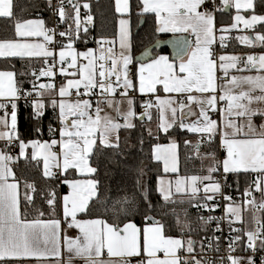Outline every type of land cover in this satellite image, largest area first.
I'll return each mask as SVG.
<instances>
[{
  "label": "snow or ice",
  "instance_id": "6c2138e0",
  "mask_svg": "<svg viewBox=\"0 0 264 264\" xmlns=\"http://www.w3.org/2000/svg\"><path fill=\"white\" fill-rule=\"evenodd\" d=\"M46 6L58 17L51 28L43 19H17L13 0H0V18L14 21V38L0 39V58L29 61L19 72L0 70V264H256V254L264 253V14H256L254 0H114L113 31L98 36L90 32L91 3L46 0ZM230 8L236 10L233 22L217 27L216 13ZM134 9L137 28L153 20L152 40L140 41L139 55ZM234 30L255 35L232 37ZM163 33L173 37L171 58L156 51ZM35 37L43 42L30 39ZM231 39L262 51L230 54ZM77 42L85 48H76ZM21 99L38 122L29 129L36 138L19 131ZM49 108L56 125L49 122L45 139L42 120ZM138 127L141 152L145 130L154 140L161 133L196 136L195 144L184 140L193 149L185 159L199 160L201 167L181 174L175 139L150 144V158L172 174L158 179L162 202L151 199L144 167L136 169L139 199H102L101 165L121 155V131ZM21 158L37 167L42 161V188L14 170ZM230 176L237 192L241 178L245 182L239 200L225 191L233 187ZM220 208L222 216L212 214ZM189 209L196 211L195 222ZM223 223L226 256L220 255ZM237 249L251 254L233 255Z\"/></svg>",
  "mask_w": 264,
  "mask_h": 264
},
{
  "label": "trees",
  "instance_id": "16d2710c",
  "mask_svg": "<svg viewBox=\"0 0 264 264\" xmlns=\"http://www.w3.org/2000/svg\"><path fill=\"white\" fill-rule=\"evenodd\" d=\"M86 2L91 3L92 5V14L94 17V27H90V32L92 36H98L101 33H104L106 35H111L114 27L115 17H114V8L112 7L114 0H99V4H97V0H83ZM133 4H135V0H131ZM256 4V14H264V7L260 5V0H255L254 2ZM14 4V13L16 15L17 19H31L36 17H42L46 22V27L51 26L52 19H51V13L50 10L46 6V0H13ZM71 11V9H69ZM81 16L84 15V11L81 9ZM232 13V8H230V12L226 13H217L216 16V22L218 25L222 24H229L230 17ZM139 19L135 15V9L133 10V16H132V24H133V33L135 36V39L137 41V47L134 49V55H138L143 48L140 45V41L144 40L145 43L152 40V37L150 35L153 25V20L149 17L147 18V22L144 24L142 28L138 30V32H135L137 27V23L139 22ZM71 23V21H69ZM14 21L8 20L6 18H0V39L4 38H14V28H13ZM65 25H62L60 28L63 30ZM257 30H260V26H257ZM149 34L148 40H145V35ZM170 35L166 34H159V39H165L169 38ZM76 46L80 49L85 48V45L77 42ZM95 46L92 43H89L87 45ZM230 46V44H229ZM258 51H262L261 48H256ZM159 53H169V48L164 47L160 50H156ZM29 61L27 58H25L23 61H21L20 58H5L0 59V70H12L19 72L22 70V64H27ZM34 68H39L40 64L36 60V58H33L31 61ZM12 65H15V68L12 67ZM18 79H31V77H18ZM25 88L31 87L30 84L25 83ZM32 109L30 106L21 105L18 104V128L19 131L24 134L25 138H36L35 135H30L29 129H34L37 125V121L33 120L31 118ZM155 118V117H154ZM153 118V121L150 123V126L155 129V119ZM55 126L56 120L54 118V114L51 110V108L47 109L46 115L43 117L42 124L44 127V138L47 139V126L49 122ZM138 123V122H137ZM145 124H148V121H145ZM140 134L139 127L135 130H130L129 132L121 131V155L115 156L112 159H104L103 164L100 168V177L102 179V192H101V198H109L112 201H115L117 199H121L125 196L131 198L135 196L137 199L140 197V191L136 187V179H137V171L139 167H144L146 175L143 177L144 183L148 186L150 190V197L153 200V202H157L158 200L162 202V199L159 197V193L156 191L157 188V180L158 177L163 175L162 166L160 161H155L150 158V144L154 143H161L166 142L170 140L171 138H175L179 143V158H180V170L181 173H192V172H198L201 164L199 160H186V156L193 155V149L190 147H185L184 140L188 139L191 140L194 135L186 134L185 132H177L174 133L171 137L165 138L164 134H160L159 140L151 139L147 136V132L145 130L144 137H145V146L144 151L141 152L138 145H137V137ZM128 136V140L125 143L124 137ZM194 144V143H193ZM201 151H204V148L201 149ZM112 153L109 151L108 156H111ZM93 166H95V163H93ZM14 170L17 171V174L19 175L21 172L25 174V176L29 180H34L37 184L38 188H42L45 185V181L42 178V168L43 164L42 161L39 165V167L36 166V162L26 163L24 158H21L18 161L17 165H13ZM229 184H232V188L225 189V191H235V184L233 181V178L230 176L229 178ZM245 182L243 178H241L240 181V189L241 192L243 188L245 187ZM66 191V188H61L60 193ZM238 192V193H241ZM39 205V201H38ZM171 207V206H170ZM184 207H187L186 205ZM176 211L178 213H181L182 215V207L176 206ZM190 213V219H192L195 222L196 218V211L195 209H189ZM207 215L205 212L204 215ZM168 219L171 221L172 217H168ZM135 222L137 225H140L141 221L139 216L135 218ZM238 227L240 225H237ZM212 228V225H211ZM210 234V232H209ZM226 235H223V240L227 237ZM199 238V237H197ZM243 254L247 252H243L240 249H237L235 254Z\"/></svg>",
  "mask_w": 264,
  "mask_h": 264
},
{
  "label": "crops",
  "instance_id": "0c3cea01",
  "mask_svg": "<svg viewBox=\"0 0 264 264\" xmlns=\"http://www.w3.org/2000/svg\"><path fill=\"white\" fill-rule=\"evenodd\" d=\"M83 2V1H82ZM254 2H255V0H254ZM235 11V9L234 8H232V13H231V17H230V22H229V24H222V25H218L217 24V27H220V26H227V25H230L231 23H232V14H233V12ZM243 12V11H242ZM243 14L247 17V16H249L250 14H251V12L249 11V12H243ZM216 16H217V13H216ZM31 19H43L42 17H36V18H31ZM44 20V19H43ZM45 21V20H44ZM217 23V22H216ZM45 24H46V22H45ZM133 25V24H132ZM242 26V25H241ZM243 27V26H242ZM241 32H245V33H247L248 35H251V36H254L255 35V32H253L252 30H245V31H239V30H236V32H235V34H234V36L233 37H235V36H237L238 34H240ZM163 34H166V35H170V37H172V34L171 33H163ZM32 41H34V42H43V38L42 37H35V38H30ZM165 39H167V38H165ZM189 39H193L192 37H189ZM229 44H230V46H229V48L227 49V52L228 53H230V54H232V53H234V54H238L239 52L240 53H242V52H251V53H255V54H260L261 53V51H258V50H256V48H258V47H255V48H248L247 46H245V45H242V44H240L237 40H230V42H229ZM78 49H80V48H78ZM82 49H84V48H82ZM170 51V50H169ZM160 54H164V55H168L170 58H171V52H169V53H160ZM0 59H5V58H0ZM1 70H3V69H1ZM6 70V69H5ZM10 71H12V70H10ZM59 77H57V83H59ZM39 82H47V79L46 78H41V80L39 81ZM137 111H139V109H137ZM113 116L115 115V113H111ZM154 117H155V114H154ZM216 118V117H215ZM155 119V118H154ZM194 119V118H193ZM121 123L123 122L122 120L120 121ZM155 126H156V122H155ZM171 139H175V138H171ZM176 140V139H175ZM196 140H197V137L196 136H194L192 139H191V141L195 144V142H196ZM169 141L170 140H168V141H166V142H161V144H167V143H169ZM177 141V140H176ZM177 143H178V141H177ZM178 145H179V143H178ZM178 153H179V148H178ZM219 155H220V157L221 158H223V152H221V153H219ZM180 159V158H179ZM160 163H161V166H162V171H163V162L162 161H160ZM181 174H183V173H181ZM159 178H163V179H165V180H167V179H170V178H172V174L171 173H164V171H163V175H161V176H159L158 177V179ZM157 186H158V180H157ZM64 193V192H63ZM62 193V194H63ZM256 197H257V200H259V193H256ZM247 218H248V214L247 213H245V219L247 220ZM238 227V226H237ZM69 235H75V232L74 231H70L69 232ZM66 255V254H65ZM233 255H237V256H247V255H250V254H248V253H243V254H233ZM74 264H84V261L83 260H80V259H76L75 261H74Z\"/></svg>",
  "mask_w": 264,
  "mask_h": 264
},
{
  "label": "built area",
  "instance_id": "2783aa9c",
  "mask_svg": "<svg viewBox=\"0 0 264 264\" xmlns=\"http://www.w3.org/2000/svg\"><path fill=\"white\" fill-rule=\"evenodd\" d=\"M82 1L83 0H81V3H82ZM56 3V0H53V4H55ZM217 3H219V0H217ZM82 9V8H81ZM83 10V9H82ZM50 13H51V19H52V24H51V26H49L48 28H51V27H53L54 25H53V22H54V20H58V17H55V16H53V13H52V11L50 10ZM62 26V25H61ZM60 26V27H61ZM239 28L240 29H242L243 27L240 25L239 26ZM247 31V30H246ZM235 32H236V30H234L232 33H230V35L233 37L234 36V34H235ZM56 39L57 40H59L60 38L57 36L56 37ZM31 87H28V88H26V89H30ZM18 104H21V105H26V103H25V101L23 100V99H21L20 101H18ZM215 118V117H214ZM9 151L10 152H12V154H16V152H13V150L12 149H9ZM17 152H18V150H16ZM227 193H229V194H231V195H233V197L234 198H236L237 200H239L240 198H241V193H238V192H234V191H226ZM221 203H223V201H221ZM208 214V213H207ZM213 215H215V216H222L224 213H223V209L222 208H220V209H217L214 213H212ZM206 215V214H205ZM215 227V224H213L212 225V228H214ZM221 227L224 229V234L223 235H226V233H228V228H227V224L226 223H223L222 225H221ZM217 235H219V233H217ZM227 238V237H226ZM226 238H225V240H223V242H222V251H221V253H220V255H223V256H226L227 255V253H226V251H224L223 249H226V246H227V242H226ZM248 254H251L250 252H247ZM234 254V253H233ZM215 254H213V253H209V256L211 257V256H214ZM261 255H264V253H257L256 254V256H255V259H256V264H259V261H260V256Z\"/></svg>",
  "mask_w": 264,
  "mask_h": 264
},
{
  "label": "water",
  "instance_id": "95a60500",
  "mask_svg": "<svg viewBox=\"0 0 264 264\" xmlns=\"http://www.w3.org/2000/svg\"><path fill=\"white\" fill-rule=\"evenodd\" d=\"M226 13H229L230 12V9H228V10H226L225 11ZM144 26V25H143ZM142 26V27H143ZM142 27H140V28H142ZM140 28H137L136 29V31L135 32H138V30L140 29ZM173 37H169V38H167V39H160L161 41H162V43H161V45H160V48L159 49H157V50H160V49H162V48H164V47H168L169 48V50H170V52H171V57L173 56V52H174V50H173V48H172V46L168 43V41L169 40H171ZM140 53H138V55H139Z\"/></svg>",
  "mask_w": 264,
  "mask_h": 264
},
{
  "label": "rangeland",
  "instance_id": "374dc122",
  "mask_svg": "<svg viewBox=\"0 0 264 264\" xmlns=\"http://www.w3.org/2000/svg\"><path fill=\"white\" fill-rule=\"evenodd\" d=\"M84 2H86V1H83L82 3H84ZM83 9V8H82ZM83 11H84V9H83ZM82 12V11H81ZM235 14H236V10L233 12V14H232V18L235 16ZM241 14H243V12L241 13ZM244 15V14H243ZM82 17V19H83V17H84V15H82L81 16ZM232 22H233V19H232ZM243 31H245V30H243ZM240 33V32H239ZM238 35H248L247 33H245V32H241L240 34H238ZM232 40H234V39H231V41ZM75 47L76 48H78L76 45H75ZM90 47H92V46H90ZM93 47H95V46H93ZM80 50H83V49H80ZM243 53H249V52H242V53H238V54H243ZM139 112V111H138ZM149 123V122H148Z\"/></svg>",
  "mask_w": 264,
  "mask_h": 264
}]
</instances>
